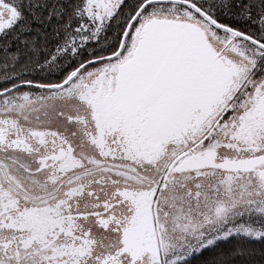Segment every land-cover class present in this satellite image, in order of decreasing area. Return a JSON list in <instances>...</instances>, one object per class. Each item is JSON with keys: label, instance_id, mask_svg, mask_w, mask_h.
Returning <instances> with one entry per match:
<instances>
[{"label": "snow or ice", "instance_id": "snow-or-ice-1", "mask_svg": "<svg viewBox=\"0 0 264 264\" xmlns=\"http://www.w3.org/2000/svg\"><path fill=\"white\" fill-rule=\"evenodd\" d=\"M194 262L264 264V0H0V264Z\"/></svg>", "mask_w": 264, "mask_h": 264}, {"label": "trees", "instance_id": "trees-1", "mask_svg": "<svg viewBox=\"0 0 264 264\" xmlns=\"http://www.w3.org/2000/svg\"><path fill=\"white\" fill-rule=\"evenodd\" d=\"M253 247L259 248L261 246L259 244H255V245H253ZM256 259H259V256H257ZM194 264H195V262H194Z\"/></svg>", "mask_w": 264, "mask_h": 264}]
</instances>
